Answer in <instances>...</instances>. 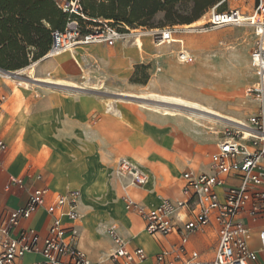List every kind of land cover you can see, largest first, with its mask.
<instances>
[{
	"label": "crops",
	"instance_id": "crops-1",
	"mask_svg": "<svg viewBox=\"0 0 264 264\" xmlns=\"http://www.w3.org/2000/svg\"><path fill=\"white\" fill-rule=\"evenodd\" d=\"M57 12L59 18L62 11L55 0H0V51L26 52L30 61L10 69L9 75L0 74V95H6L0 139L7 144L0 152V226L35 188H49L48 203L59 193L77 190L79 218L65 222L75 227L77 244L92 262L112 264L108 230L114 227L132 247H143L152 263L163 244H177L178 236L159 239L147 233L143 218L127 208L126 196L149 208L165 199H183L184 172L212 173L211 156L224 132L211 131L186 114L149 108L126 97L139 94L141 83L131 81L139 66L158 76L153 73L155 61L160 64L169 56L163 44L152 43L150 33L136 31L135 41L128 36L114 45L80 43L70 53L33 60L34 53L49 50ZM163 17V11L156 14ZM35 80L60 86L105 83L116 95L72 94ZM124 157L147 174L143 186L118 172ZM12 176L23 178L24 186L7 189ZM50 223L42 206L17 230L30 227L46 237ZM248 223L249 247L259 251L258 262L264 264L259 237L264 217ZM217 243L218 228L211 225L192 233L189 247L211 260ZM42 260L41 254L27 253L20 262Z\"/></svg>",
	"mask_w": 264,
	"mask_h": 264
},
{
	"label": "built area",
	"instance_id": "built-area-1",
	"mask_svg": "<svg viewBox=\"0 0 264 264\" xmlns=\"http://www.w3.org/2000/svg\"><path fill=\"white\" fill-rule=\"evenodd\" d=\"M67 15L64 29L52 30V42L44 55L52 57L69 51L80 43L101 42L114 45L120 38L135 33L125 23L113 19L92 17L82 0H55ZM209 22L213 27L250 24L259 37L250 53V64L254 71L251 91L264 97V0H257L251 13L240 8L224 11L214 9ZM141 33V30H139ZM176 29L170 26L150 29L156 45L180 42L179 57L187 60L182 40L175 37ZM1 75L11 74L0 69ZM6 95H0V119L5 109ZM251 127L240 125L227 128L218 149L212 154V173H195L187 170L183 174V199H165L160 205L149 208L126 196L129 210L137 212L145 222V230L159 239L178 236L175 245L163 244L154 261H148L143 247H132L119 231L111 227L108 232L113 242L110 255L112 264H260L259 251L249 247V220L264 217V115L251 117ZM246 131L254 135H246ZM7 144L0 139V152ZM118 172L129 175L136 186H143L147 174L129 158H120ZM24 186L21 177L12 176L7 189ZM221 189V191H219ZM48 187L33 189L25 204L9 211L0 226V264H24L21 259L27 253H38L42 261L31 264H103L92 262L78 246L74 226L65 219L75 222L80 192L77 190L56 195L52 203L47 202ZM42 206L51 216L49 232L43 237L38 230L22 227L23 219L30 218ZM216 225L218 243L211 260L201 257L199 251L189 247L190 235ZM261 250L264 251V228L259 233Z\"/></svg>",
	"mask_w": 264,
	"mask_h": 264
},
{
	"label": "rangeland",
	"instance_id": "rangeland-1",
	"mask_svg": "<svg viewBox=\"0 0 264 264\" xmlns=\"http://www.w3.org/2000/svg\"><path fill=\"white\" fill-rule=\"evenodd\" d=\"M256 4L257 0H220L201 17L200 22L190 25H171L156 18L154 27L170 26L178 31L175 37L182 40L183 48L190 57L187 60L180 59L181 43L178 41L163 44L160 47L168 48L170 51L169 56L159 61L160 64L155 61L153 73L157 72L158 76L149 75L146 68L139 66L131 80L141 83L139 94L126 97L142 106L162 111H166V107L179 108L180 110L176 112L197 119L206 128L210 127L209 130L220 131L221 134L227 128L236 129L240 126L229 123L221 115L230 116L251 125L252 116L260 113L264 115V97L256 96L250 89L254 81L250 53L259 37L250 24L213 27L209 18L214 9L221 11V9L240 8L245 13H251ZM181 12L190 13L192 9L189 6ZM137 29L141 30L139 34L150 33V28L138 27ZM135 35L136 33L131 36V39ZM152 43H154L153 39ZM73 50L74 48L61 54L70 53ZM32 73L35 75V72ZM150 77L153 79L150 80ZM20 79L24 80L23 76ZM145 81L147 82L144 83ZM35 83L72 94L116 95L105 83L84 82L76 86H60L36 80ZM32 86L37 87L35 84ZM168 96L182 97L191 102L190 105L199 103V107L205 106L214 112L161 101Z\"/></svg>",
	"mask_w": 264,
	"mask_h": 264
},
{
	"label": "trees",
	"instance_id": "trees-1",
	"mask_svg": "<svg viewBox=\"0 0 264 264\" xmlns=\"http://www.w3.org/2000/svg\"><path fill=\"white\" fill-rule=\"evenodd\" d=\"M220 0H82L87 12L92 17H102L113 19L119 23H125L129 27L156 28L154 23L156 14L164 12L163 22L171 25L193 24ZM192 12L185 13L181 10L189 8ZM226 10V9H225ZM221 11H224L221 9ZM67 15L62 12L58 18L54 29H64ZM160 27V26H158ZM52 38V37H51ZM52 42V40H51ZM48 50L34 53L33 60L44 56ZM24 55V57H23ZM26 52H2L0 51V69L9 71L29 64ZM136 82V81H135ZM145 81L144 83H146Z\"/></svg>",
	"mask_w": 264,
	"mask_h": 264
},
{
	"label": "bare ground",
	"instance_id": "bare-ground-1",
	"mask_svg": "<svg viewBox=\"0 0 264 264\" xmlns=\"http://www.w3.org/2000/svg\"><path fill=\"white\" fill-rule=\"evenodd\" d=\"M184 52H186V51H184ZM185 54H186V56H188L187 52ZM168 98H170V99H168ZM161 101L165 102V103L168 102L170 104L172 103V104H176V105L189 106V107L194 108V109L205 110V111H208V112H214V110H209L205 106L199 107V103H193L192 105H190L191 102H189L188 100H186V99H184L182 97L168 96V97H164ZM170 108L171 107H166L165 108V110H166L165 112H167V113L170 112L171 113V112H176V111L180 110L179 108H171V109ZM206 114H208V113H206ZM216 114H218V113H216ZM201 115H199V116H201ZM205 116H207V115H205ZM221 116L226 121H229V123L232 122V123H236V125H243V126H247L248 128H252L251 125H248L247 123H244L243 121H241L239 119H236V118H233V117H230V116H224V115H221ZM200 125H202L201 122H200ZM246 135L249 136V135H254V134L251 133V132L246 131Z\"/></svg>",
	"mask_w": 264,
	"mask_h": 264
},
{
	"label": "water",
	"instance_id": "water-1",
	"mask_svg": "<svg viewBox=\"0 0 264 264\" xmlns=\"http://www.w3.org/2000/svg\"><path fill=\"white\" fill-rule=\"evenodd\" d=\"M11 73V72H10Z\"/></svg>",
	"mask_w": 264,
	"mask_h": 264
}]
</instances>
